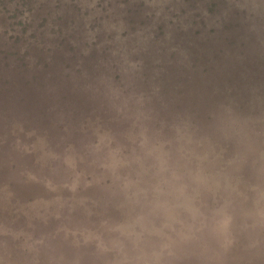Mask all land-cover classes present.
<instances>
[{
	"label": "rangeland",
	"instance_id": "rangeland-1",
	"mask_svg": "<svg viewBox=\"0 0 264 264\" xmlns=\"http://www.w3.org/2000/svg\"><path fill=\"white\" fill-rule=\"evenodd\" d=\"M0 264H264V0H0Z\"/></svg>",
	"mask_w": 264,
	"mask_h": 264
}]
</instances>
